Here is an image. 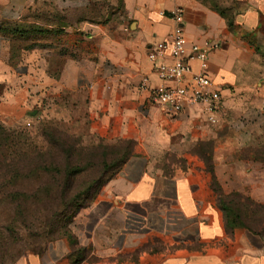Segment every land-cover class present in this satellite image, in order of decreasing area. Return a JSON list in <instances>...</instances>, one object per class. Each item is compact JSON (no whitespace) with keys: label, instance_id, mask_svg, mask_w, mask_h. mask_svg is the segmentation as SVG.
<instances>
[{"label":"crops","instance_id":"obj_1","mask_svg":"<svg viewBox=\"0 0 264 264\" xmlns=\"http://www.w3.org/2000/svg\"><path fill=\"white\" fill-rule=\"evenodd\" d=\"M102 1L106 6L101 21L84 17L73 25V48L77 51L69 68L59 66L67 55L51 52L46 37L33 39L28 33L17 32L48 30L49 36L55 37V32L64 30L61 21L44 20L42 26L27 22L22 28L0 25V44L23 42L44 52L35 65L29 53L24 54L29 49L22 48L24 53L0 51V64L18 82L11 86L7 105L31 115L35 113L31 106L41 107L47 97L58 99L64 92L73 91V114L84 112L94 127L107 128L111 142L131 140L138 148L89 209L100 215L85 237L89 242L98 235L111 240L101 250L104 258L125 251L134 254L150 233L176 244L160 257L150 254L148 260L120 264H264V241L249 233L231 236L225 231L221 214L206 198L199 172L173 170L166 174L165 155L169 151L177 153L174 146L181 135L199 139L206 122L198 109L169 116L156 104L151 105L154 90L162 82L147 58L153 46L169 41L177 26L171 14L182 11L188 49L219 44L209 54L207 74L221 92V110L225 106L230 110L245 106L262 121L264 0ZM4 5L1 13L6 10L11 16L18 11L32 12L37 6L51 10L49 14L54 16L61 15L62 5L82 8L84 15L90 11L88 0H8ZM83 45L90 48L85 51ZM52 57L59 60L55 69ZM190 67L193 72L199 70L197 61H191ZM143 123L149 126L152 149L146 147L148 137L140 131ZM163 141L170 145H163ZM145 224L148 233L135 231ZM21 264L76 262L74 257L49 252L30 254Z\"/></svg>","mask_w":264,"mask_h":264},{"label":"rangeland","instance_id":"obj_2","mask_svg":"<svg viewBox=\"0 0 264 264\" xmlns=\"http://www.w3.org/2000/svg\"><path fill=\"white\" fill-rule=\"evenodd\" d=\"M7 2L8 0H0V25L8 28L14 24L22 28L23 24H29L27 22L42 26L44 20L49 23H54V20L61 21L64 30L55 34V37L34 31L32 38L43 40L46 37L45 40L49 42L48 49L52 50L51 52L67 55L62 58L63 63H59V66L65 65L68 68L73 65L70 61H73V52L76 50L73 48V43L76 42L73 39L75 33L73 25L75 27L76 23L84 17L96 19V22L101 21L106 6L102 0H88L90 11L86 14L87 16L84 15V9H73L66 5H62L59 16L49 14L52 11L48 8L46 10L38 6L32 12L18 11L16 15L11 16L5 12L6 10L1 13ZM23 33L27 34L25 31ZM25 44L18 42L10 45L4 42L0 44V51L10 49L24 53L22 48L29 49L24 54L29 53L31 56L29 59L36 65L38 62L36 58L44 54L43 50L31 45L26 47L29 45ZM82 47L85 51L86 48H90L87 45ZM50 60L54 69L58 67L59 60L54 61L53 57ZM4 67L0 64V125L6 130L35 133L41 126L56 128L71 136L73 140L83 141L81 146L88 147L84 155L86 162L90 158L92 149L89 144H98V140L102 139L104 146L115 144L110 142L107 128L94 127L92 120L86 118L84 112H79L78 115L73 114V91L64 92V95L58 99L47 97V101L45 100L41 107L37 104L31 106V110L35 111L34 116L21 114L18 109L7 105V96L12 91L11 86L18 82L17 79L8 75ZM151 105L155 106L153 97ZM246 108L244 106L230 110L226 106L223 107L220 111L222 119L217 125L212 126L206 123L199 139L190 140L181 135L174 146L178 150L177 153L173 154L169 151L165 155V161L167 172L176 170L190 173L192 169H187L186 159L193 163L192 168L196 166L206 168L205 172H199V179L205 184L206 198L211 206L216 213L221 214L225 231L231 236L249 233L264 241V162L256 160L258 152L264 156V119L257 120L258 115ZM140 131L144 137H148L145 138L146 147L154 148L148 124L143 123ZM161 135L165 139V133L162 132ZM163 145L170 144L163 141ZM7 150L0 148V264H21L30 254L43 255L49 252L74 257L76 264H120L139 259L148 260L150 254H157L160 257L168 248L176 245L174 243L170 245L171 242L169 243L163 235L150 233L140 242L134 254L129 253L131 251H125L114 254L110 258H104L101 250L110 244L111 240L98 235L89 242L85 237L87 231H92L93 223L100 215H94L89 210L99 197L74 218L69 215L70 213H62V210L57 207L56 199H43L39 195L45 188L53 190L56 187L51 176L38 180L23 178L10 180V172L14 170L17 163L1 158L2 154L5 156L11 153L10 151L7 153ZM167 150H169L168 147ZM136 151L138 148L135 146L134 152ZM110 153L114 154L112 148ZM14 157L18 158L15 155ZM219 191L230 196L228 200L231 204L225 203L229 212L222 209L217 196ZM148 229L149 227L143 226L135 231L148 233Z\"/></svg>","mask_w":264,"mask_h":264},{"label":"trees","instance_id":"obj_3","mask_svg":"<svg viewBox=\"0 0 264 264\" xmlns=\"http://www.w3.org/2000/svg\"><path fill=\"white\" fill-rule=\"evenodd\" d=\"M34 31L43 34L51 33L48 30H31L27 33L32 37ZM17 32L23 34V32ZM102 140H98V144H89L92 149L90 158L86 162L84 155L88 147L81 146L83 141L73 140L71 136L56 128L41 126L35 133H18L8 131L0 125V148L8 149L7 153L11 152L5 156L2 154L1 158L17 163L14 170L10 172V180L22 178L38 180L51 176L56 187L53 190L43 189L39 194L40 197L56 199L57 207L62 210V213H70L69 215L73 218L100 197L105 186L116 177L118 171L135 154L136 144L131 140H117L112 142L115 143L112 146H104V140ZM110 148L114 150V154L110 153ZM98 152L101 154L98 155ZM14 155L18 158L15 159ZM256 160L264 162V156L258 152ZM186 163L188 170L206 171L203 166L192 168L193 163L188 159ZM165 172L168 175L171 173L167 172V165ZM217 196L223 211L229 212L226 205L231 204L228 200L230 196H226L222 191H219Z\"/></svg>","mask_w":264,"mask_h":264},{"label":"built area","instance_id":"obj_4","mask_svg":"<svg viewBox=\"0 0 264 264\" xmlns=\"http://www.w3.org/2000/svg\"><path fill=\"white\" fill-rule=\"evenodd\" d=\"M171 18L177 26L169 41L153 46L147 54L153 72L162 82L153 93L155 104L169 116L201 110L205 122L215 126L220 122L222 96L209 79L207 71L209 54L218 49L219 44L207 43L203 47L194 45L188 49L181 25L182 11L176 10ZM191 61L198 62L197 72L192 71ZM262 106L264 108V101ZM143 226L147 227L146 224Z\"/></svg>","mask_w":264,"mask_h":264},{"label":"water","instance_id":"obj_5","mask_svg":"<svg viewBox=\"0 0 264 264\" xmlns=\"http://www.w3.org/2000/svg\"><path fill=\"white\" fill-rule=\"evenodd\" d=\"M31 115H32V116H34L35 114H34V113H32Z\"/></svg>","mask_w":264,"mask_h":264}]
</instances>
